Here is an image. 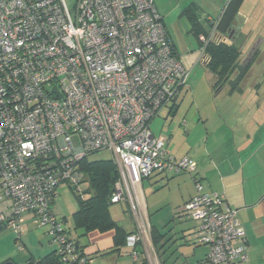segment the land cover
<instances>
[{
    "label": "built area",
    "instance_id": "1",
    "mask_svg": "<svg viewBox=\"0 0 264 264\" xmlns=\"http://www.w3.org/2000/svg\"><path fill=\"white\" fill-rule=\"evenodd\" d=\"M187 74L154 0H76L73 10L65 0H0V198L7 201L0 222L17 227L33 215L60 244L62 261L74 264L67 226L49 202L64 179L77 184L85 155L109 149L134 189L153 172L193 173L195 162L169 155L149 124ZM195 188L182 210L196 222L208 262L246 264L237 211L221 194L201 192L198 182ZM121 196L117 181L111 202ZM149 232L136 214L125 240L132 261Z\"/></svg>",
    "mask_w": 264,
    "mask_h": 264
},
{
    "label": "crops",
    "instance_id": "2",
    "mask_svg": "<svg viewBox=\"0 0 264 264\" xmlns=\"http://www.w3.org/2000/svg\"><path fill=\"white\" fill-rule=\"evenodd\" d=\"M227 2L228 0L225 5ZM160 15L164 19L161 13ZM247 20L249 19H244L241 28L245 26ZM235 22L236 19L234 24ZM251 71L252 68L249 75ZM249 75L247 74L241 82L243 85H240V90L239 87L232 88L229 93L227 92L228 95L224 96L233 107V110H227L231 116V123L219 111L209 114L200 110L199 106L192 111L191 108L196 102L192 95L187 112L183 113L184 107L179 102L166 105L161 118L155 119L150 125L154 136L165 139V148L169 155L176 159L187 156L195 162L193 173L154 172L143 178L137 189L119 175L117 181L121 185L122 198L115 203L126 206L130 220L124 226L120 219L115 218L110 212V208L109 212L117 224L128 233L136 227V214L142 215L148 221L152 227V236L146 235L138 245L145 258L152 250L159 256V251L171 243L172 246L180 244L173 251L184 260L182 264H207L208 246L197 243L196 222L187 217L182 210L183 205L196 194L195 183L198 182L201 192L221 194L227 204L237 211L247 248L246 264H264V220L261 226L254 224V220L264 218V152H261L264 149V134L259 137L256 124L264 111V96L260 97L257 88L259 82L253 84L258 79L259 71L250 83L247 82ZM208 80L213 88V75ZM255 88L257 89L254 90ZM180 111L182 113L178 114ZM214 116L216 118L214 125H207ZM242 127H245V133L239 136L237 134ZM163 212L171 215L166 225H169L168 223L176 225L173 234L170 232L172 227L168 230L169 235L159 228L160 218L151 222L152 213ZM63 219L67 222L65 217ZM27 220L37 222L29 213L23 216L21 222ZM2 226L4 225L1 223L0 229ZM79 234L78 231H73L71 236L79 241V247L86 258L85 264H132L126 253L125 244L114 245L113 229L92 230L82 236ZM82 238L85 239L84 242L81 241ZM55 249L56 245H51L48 252Z\"/></svg>",
    "mask_w": 264,
    "mask_h": 264
},
{
    "label": "rangeland",
    "instance_id": "3",
    "mask_svg": "<svg viewBox=\"0 0 264 264\" xmlns=\"http://www.w3.org/2000/svg\"><path fill=\"white\" fill-rule=\"evenodd\" d=\"M157 6V10L163 15L165 27L174 42L176 50L185 65V68L188 72L186 79V86L182 88L179 94L173 101H170L167 106L172 105L173 103H181L184 107V112H187L189 108V103L192 100V95L196 98L195 105L192 106V111L196 110V106H199L200 110L213 114L219 111L222 115H225V118L231 123V116L227 110H233L231 104H229L228 98L224 99L227 91L222 93H216L209 82L212 72L208 67L203 65L201 61L202 50L200 46V35H195L192 30V26L189 23L188 17L184 9L186 5L190 2H193L197 8H194L192 11L195 13V18L200 19L203 24L207 23L206 20L217 19L223 10L226 0H154ZM66 6L73 10L75 8L76 0H65ZM263 0H244L240 5V8L236 14L235 27L240 28L243 26L244 19H249L246 21L245 26L242 28L243 31L253 32L254 34H264V18L262 17V5ZM258 19V20H257ZM215 27V25L213 26ZM206 28V27H205ZM205 38V36H204ZM255 37L253 36V39ZM203 43V42H202ZM251 42H248L247 47L242 48V55L244 59L249 57L252 52L253 46H250ZM249 47V49H248ZM248 49V52H247ZM260 58L255 61V64L251 67V75H249L247 82L250 83L251 80H254V76L257 75L259 71V76L253 84H258V91L260 97L264 96V44L261 47ZM247 52V53H246ZM241 86L243 84H240ZM239 85V90L241 89ZM255 88L254 90H256ZM187 89V90H185ZM212 90V92H211ZM216 96V97H214ZM185 104V105H184ZM165 112L164 106L159 109L158 113L150 121V125L155 119H160L162 113ZM182 113L181 111L178 113ZM215 115V114H214ZM215 116L213 119L209 120L207 125L213 126ZM256 123L258 126L259 137L264 134V111H262L261 116L258 118ZM237 135L241 136L245 133V127H242L238 131ZM72 142L74 144L79 143V137L76 134L71 136ZM264 152V149L261 150ZM89 160H98V159H112L113 153L109 149H103L97 152H93L87 156ZM0 196H1V187H0ZM7 206V201L0 198V211L4 210ZM77 208V200L72 189L64 182L60 183L57 188V196L52 204V211L58 220L61 218H66L68 226L71 225V214ZM110 212L113 213L114 217L120 223L126 226V222L130 220V215L126 210V206L122 203H113L110 205ZM188 217V215H186ZM151 222L153 223L156 218L159 219V228H162L169 235L175 229V224L168 223L170 220L168 218L171 215L166 214V212L157 214H151ZM237 217L239 218L238 214ZM63 220V219H62ZM264 218H259L254 220V224L261 226ZM172 230L169 232L170 228ZM46 227H40L37 225V222L27 220L24 223H18L17 227H14L12 224L2 226L0 229V262L9 258L15 264H28L30 257L37 258L44 255L48 252V248L51 245L58 246V242L52 240V237L46 233ZM259 231H262L261 228H258ZM79 232V231H78ZM85 239H81V241ZM180 244H175L172 246L171 243H168L164 246V250L159 251V256H156L154 250L148 253V256L151 260V264H182L183 259L179 258L174 248H177ZM205 246V245H204ZM207 246V245H206ZM190 247V246H188ZM187 247V248H188ZM186 248V249H187ZM160 258V259H159ZM189 263V262H188ZM186 264V263H185ZM207 264H210L207 262Z\"/></svg>",
    "mask_w": 264,
    "mask_h": 264
},
{
    "label": "trees",
    "instance_id": "4",
    "mask_svg": "<svg viewBox=\"0 0 264 264\" xmlns=\"http://www.w3.org/2000/svg\"><path fill=\"white\" fill-rule=\"evenodd\" d=\"M241 3L242 0H228L218 18L211 20L207 19V23L204 24L200 19L195 18V13H193L192 10L197 8V6L193 2L189 3L184 9L194 34H201L200 37L203 38L205 36L204 41L201 39L199 41L200 46L202 47L201 62L210 69L212 74H215L218 77H224L226 75L229 77L233 76L234 78L230 81L231 89L239 87L247 74L249 75V70L252 67V64L246 63L244 67H240L238 65L240 51H238L234 45L225 44L217 40H211L206 43V40L209 39L213 33H217V35H219L224 33L226 29H230L233 26L235 21L234 17L238 12ZM162 22L164 24L163 18ZM214 25L215 27H213ZM167 34L174 53L179 57L174 42L172 41L168 31ZM97 151L100 150L88 153L77 163L75 168V175L78 179L77 184H74L67 179L62 181L72 189L77 200V208L72 213V224L70 226H68L65 219L61 218V220H58L55 216L58 221L63 222L67 226L64 235L67 240H71L73 242L76 257L74 264H77L79 261H81V264H85L86 258L79 247V241H77V238H73L71 236L73 231H79V236H82L92 230L106 231L113 229V243L116 246L122 243L126 246V237L135 231L134 229L132 232L128 233L125 229L120 227L110 215L109 206L113 203L111 202V196L115 190V184L119 177V171L114 161V157L112 159L98 160H89L87 158L89 154ZM57 188L58 186L53 190L52 197L49 202L51 211L52 204L57 196ZM52 213L54 214L53 211ZM2 225L6 226L8 224L2 223ZM149 235L150 237L152 236L151 226ZM153 247L155 248L154 244ZM137 250L140 254L137 261H132L131 257L128 255L132 264H147V260L143 256L139 246H137ZM128 251L129 248L127 247V254ZM206 261L208 262L207 256ZM28 264L66 263L62 261L61 246L58 243L55 250H52L37 259L30 257Z\"/></svg>",
    "mask_w": 264,
    "mask_h": 264
},
{
    "label": "flooded vegetation",
    "instance_id": "5",
    "mask_svg": "<svg viewBox=\"0 0 264 264\" xmlns=\"http://www.w3.org/2000/svg\"><path fill=\"white\" fill-rule=\"evenodd\" d=\"M262 8H263L262 17L264 18V3L262 5ZM253 36L255 37L254 39H253ZM211 40L213 41L217 40L225 44L234 45L238 49V51H240L238 65L240 67H244L246 63H251L253 66L255 64V61H257L258 58H260V53L262 52L261 47L264 44V34L260 35L258 33L254 34L253 32L243 31L241 27L236 28L235 24H233L230 31L226 29L224 33H221L219 35H217V33H213L212 36L206 40V43ZM248 42H251L250 46L254 45L255 49H254L253 54L249 57V59L245 60L244 56L242 55V48L247 47ZM248 49H247V52H248ZM212 75L214 78L213 90L218 94L222 92L225 93V91L229 93L231 90L230 81H232L234 77L233 76L229 77L227 75L224 77H218L215 74H212Z\"/></svg>",
    "mask_w": 264,
    "mask_h": 264
},
{
    "label": "water",
    "instance_id": "6",
    "mask_svg": "<svg viewBox=\"0 0 264 264\" xmlns=\"http://www.w3.org/2000/svg\"><path fill=\"white\" fill-rule=\"evenodd\" d=\"M231 30V28L230 29H228V31H230ZM254 49H255V46L252 48V50H251V52H252V54H253V52H254ZM251 54V55H252ZM250 55V56H251ZM249 56V57H250ZM249 57H247V58H245V60H247V59H249ZM1 224V223H0ZM1 264H15L12 260H6V261H4V262H2Z\"/></svg>",
    "mask_w": 264,
    "mask_h": 264
}]
</instances>
